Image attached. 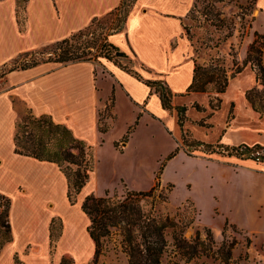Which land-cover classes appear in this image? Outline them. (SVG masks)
<instances>
[{"label": "crops", "instance_id": "1", "mask_svg": "<svg viewBox=\"0 0 264 264\" xmlns=\"http://www.w3.org/2000/svg\"><path fill=\"white\" fill-rule=\"evenodd\" d=\"M195 1H134L122 31L110 35L108 41L134 60L139 78L103 58L67 64L42 62L5 76V87L0 90V194L10 201L11 241L0 252V264H14V258L22 264H50L51 222L57 217L61 231L53 264L66 257L75 264H88L94 254L87 232L90 221L81 210L85 197L93 194L94 171L71 205L66 197L67 180L57 165L15 153L16 124L24 115L47 116L94 152L107 146L113 154L124 152L129 137H135L131 133L134 126L139 129L155 124L172 136L174 148L189 158L264 175L263 163L250 159L221 163L202 155L190 156L182 147V131L191 140L207 145L264 147V116L254 113L244 98L254 84L249 66L219 95L217 111L209 108L207 94L187 93L196 58L183 24ZM16 2L0 1V66L69 37L92 20L115 11L122 0H25L20 23ZM257 7L264 15V0H257ZM147 81L163 83L171 95L172 110L162 107L158 93ZM181 106L187 108L182 131L174 109ZM200 121L205 125H199ZM100 124L105 125V132L99 130ZM118 128L122 133L114 136ZM128 130L131 134L124 140Z\"/></svg>", "mask_w": 264, "mask_h": 264}, {"label": "rangeland", "instance_id": "2", "mask_svg": "<svg viewBox=\"0 0 264 264\" xmlns=\"http://www.w3.org/2000/svg\"><path fill=\"white\" fill-rule=\"evenodd\" d=\"M113 20L106 18L102 25L107 29ZM183 29L196 64L207 66L212 60H218L229 76L234 69L233 62L242 65L250 45L257 39L254 33L264 37V15L260 14L257 0H196ZM36 52L31 57L19 58L17 64L53 57L52 48L47 45ZM128 59L130 63L120 62L135 71L134 60L130 56ZM262 59L264 66V52ZM10 62L7 69L13 66ZM4 87L3 78L0 90ZM47 121L51 120L47 118ZM16 125L21 128L25 125L27 131H33L38 118L24 115ZM136 126L131 132L135 137L131 138L129 130L125 135L130 136V142L124 152L113 154L107 146L92 150L95 184L91 195L102 197L107 189L108 193L119 196L125 191L145 192L159 185L155 196L141 199L139 204L145 211L151 207L158 210L166 223L167 243L161 264H264V175L203 158H189L178 147L174 148L175 140L157 125L139 129ZM120 133L118 128L114 136ZM70 137V133L64 136L65 146ZM187 140L191 138L187 136ZM116 148L120 150L118 144ZM177 148L175 155L168 159L167 152ZM189 155L231 164L241 160L215 153L200 154L197 150ZM0 196L3 197L0 198V223L6 225L4 206L8 197ZM206 229L211 231V239L206 236ZM60 231L57 217L51 222L54 239ZM1 239H11V231L0 228ZM107 248L108 253L99 258L98 264H127L125 257L114 251V240ZM50 249L48 260L53 264L55 250L51 253ZM66 259L69 264H75L70 257ZM14 264L22 263L14 258Z\"/></svg>", "mask_w": 264, "mask_h": 264}, {"label": "trees", "instance_id": "3", "mask_svg": "<svg viewBox=\"0 0 264 264\" xmlns=\"http://www.w3.org/2000/svg\"><path fill=\"white\" fill-rule=\"evenodd\" d=\"M1 1V0H0ZM135 0H122L120 6L103 18L94 19L86 27L71 34L69 37L51 43L47 47L52 48V58L42 60H24L17 64L19 58H27L36 54L37 50L19 55L13 59L10 68L7 64L0 66V79L16 70H25L42 62H52L67 64L80 61L106 59L118 68L136 76L138 74L123 65L120 60H127L128 56L120 52L118 48L108 41L112 34L122 31L125 19L130 7ZM25 0H17L16 15L19 23L22 21L21 14L24 11ZM113 18L112 24L106 29L102 22L106 18ZM257 38L249 47L248 54L241 66L233 62L231 74L228 76L225 69L219 64L218 60H212L207 66L195 63L191 84L187 93H205L209 98V108L217 111L220 108L221 100L219 95L227 89L229 81L240 74L244 67H250L254 74L255 86L246 90L244 98L251 110L264 116V37L254 33ZM262 39V42H257ZM146 84L158 93L161 105L164 109L172 110L170 104L171 95L160 81H147ZM197 110H202L194 105ZM177 114V124L182 131L184 122L187 120L185 112L186 106L175 107ZM47 116L38 117V125L33 131H27L24 125H16L14 135V151L17 154L32 157L41 162H48L57 165L67 180L66 197L70 204L76 202L77 195L88 181L89 173L93 170L92 148L72 136L68 144L64 145V136L69 131L60 125L47 121ZM50 119V118H49ZM232 119V109L229 111L228 121ZM51 120V119H50ZM204 126L203 121L198 122ZM22 129V131H20ZM60 130V133H59ZM101 132L106 131L104 124L99 125ZM130 133V131L128 132ZM57 135V136H53ZM188 133L182 131L181 144L188 154L196 147L205 154H218L221 156H234L241 160L250 159L264 164V147L260 145H239L223 146L221 144L207 145L195 140H187ZM127 136L124 137L126 140ZM178 148L175 149L167 158L171 159ZM225 152H227L225 154ZM159 191V185L151 187L145 192L125 191L122 195L110 194L107 191L102 197L89 195L85 197L81 205L82 212L88 217L90 224L87 227L89 237L94 243V254L88 264H98L99 258L108 253V244L114 240V251L120 252L126 259L127 264H161V258L165 252L166 223L162 220L158 210L151 207L145 211L141 206L140 200L155 196ZM0 198H3L0 196ZM5 213L7 224L0 223V228L10 230L8 222V212L10 207L9 199H5ZM0 219L2 217L0 216ZM206 236L211 239V231L206 229ZM60 234V233H59ZM115 235V238H113ZM59 236V235H58ZM58 238V237H57ZM50 230V252H54L55 243ZM11 239L0 241V252ZM248 242L247 245H249ZM196 247H193V249ZM198 253V252H196ZM229 257V251L226 252ZM59 264H69L66 258H62Z\"/></svg>", "mask_w": 264, "mask_h": 264}]
</instances>
